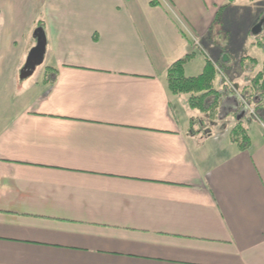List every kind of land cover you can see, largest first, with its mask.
I'll list each match as a JSON object with an SVG mask.
<instances>
[{"label": "crops", "instance_id": "1", "mask_svg": "<svg viewBox=\"0 0 264 264\" xmlns=\"http://www.w3.org/2000/svg\"><path fill=\"white\" fill-rule=\"evenodd\" d=\"M150 1L0 0V264H264V126L166 85L186 55L248 85L264 3Z\"/></svg>", "mask_w": 264, "mask_h": 264}, {"label": "trees", "instance_id": "2", "mask_svg": "<svg viewBox=\"0 0 264 264\" xmlns=\"http://www.w3.org/2000/svg\"><path fill=\"white\" fill-rule=\"evenodd\" d=\"M151 4H156L155 0L150 1ZM262 45L261 43H258ZM192 55H186L183 58L175 61L166 71V85L171 94H187L188 105L191 108L198 109L201 112H206L213 107L216 108L221 104V101L226 95L232 91H225L223 88L214 87V78L218 75L220 68L210 60L205 61V65L201 73L196 76L184 75V63L189 60ZM263 71L257 74L252 80V88L255 89L249 96V101L252 102L258 90L263 98L264 96V80L262 78ZM244 91V90H243ZM261 105V106H260ZM258 111L264 112V100L255 105ZM229 138L237 144L238 148L244 149L248 146L249 138L247 129L241 120L237 121L230 129Z\"/></svg>", "mask_w": 264, "mask_h": 264}, {"label": "rangeland", "instance_id": "3", "mask_svg": "<svg viewBox=\"0 0 264 264\" xmlns=\"http://www.w3.org/2000/svg\"><path fill=\"white\" fill-rule=\"evenodd\" d=\"M259 1H261V2L264 3V0H259ZM245 25H246V23L245 22H242V24L240 26L243 28ZM216 26H218V24ZM249 37H250V39L252 40V42L254 43L255 46L258 45V48L260 47V48H263L264 49V45L262 46V45L257 44V43H264L263 37H258L256 35H254L253 33H252V35L250 34ZM257 41H259V42H257ZM224 42H226V41L224 40ZM195 46H197V45H195ZM247 48H250V46L248 45ZM254 49H257V46L256 47H253L251 50L249 49L248 51H246V50L245 51H241V54L245 56L244 59H247L248 58V55H253L254 57L257 56V58H259L261 55H258V54H255V53H250ZM257 51L258 52H261L260 49H257ZM35 53H36V51L33 52L34 57L36 56ZM246 54H248V55H246ZM32 57H33V55H32ZM30 59H31L30 62L31 63H34L33 62V58H30ZM203 61H204L203 57L197 56L195 59H193L190 62V65H188L186 67L185 74L187 76H190V75L196 76L200 72V66H202ZM255 62L256 61H253V63H252L251 66L248 63L245 64L244 66H249L247 70H245V67H242L241 68V69L244 70V72H246L245 73L246 74L245 82H247V84L249 83L248 85L244 84L243 89H241L240 87L238 88V86L235 87V86H233V84H229L226 79H223L224 78L223 77L224 76L223 74L227 75L230 80L232 79L230 77L232 75L231 72H229L228 71L229 69L226 68L228 66L227 64H225L223 66L222 65L219 66L220 69L223 72L218 71V76L219 77H217V79L215 81V85H216V83L217 84L219 83V79L221 77L222 78L221 86H223V88L226 89L225 91H227V92L232 91V92L229 93L228 96L226 95L224 97V99L221 101V104L218 107H216V108L213 107L212 109H210V110H208L206 112H201V111L196 112V114L194 116V119H192V124L193 125H197L198 127H204V128L211 129V130H212V128L214 129V126H213L214 124L217 125V127H216L217 129L219 127L222 129L227 124H229L227 122V120L229 119V121H231L232 120V117H234L233 114L231 115V114H229V112H232V110H233L232 108H234L233 111H235V113H238L241 110L243 104L239 103L240 102L239 99L243 98V99H245L247 101L250 99V96L249 95L252 92H254V90H255V89H253L251 87L252 86V80H253V78L257 74L261 73V71H264V66L261 67L262 64H260V65L258 64L256 66V63ZM215 64L218 65L217 63H215ZM24 67H26V65H24ZM252 68H254V71L253 72H255L257 70H261V71H259L257 73L255 72L256 74L253 75V74H250L252 72L251 71ZM39 71H40V68L37 67V69H36V65L35 64L32 65V67L29 69V74H32L31 75V78H27V79L30 82H32L33 80H35V78L37 76L39 77ZM33 72H34V74H33ZM20 78L23 79V77H21V75H20ZM20 78H18L19 82L21 81ZM232 83H235V82L233 81ZM256 92L258 93L257 94V96H258V102H256L255 105L258 104V103H261L263 101V98H262L260 92L258 90H256ZM252 107H254V105H252ZM254 113H255V115H252V114H248L247 113V115H249V117L253 118L252 121H251V123H249L250 120L247 122L248 125L249 124H252L250 126V128H249V130H250L249 132L250 133H251V130H252L251 128L253 126H255V128H258V129L259 128L261 129V127L263 128V126H264L263 125L264 124V115H263L264 112L258 111L254 107ZM245 117L247 118V116H245ZM254 120H256L257 122H254ZM220 128H219V130H220Z\"/></svg>", "mask_w": 264, "mask_h": 264}, {"label": "built area", "instance_id": "4", "mask_svg": "<svg viewBox=\"0 0 264 264\" xmlns=\"http://www.w3.org/2000/svg\"><path fill=\"white\" fill-rule=\"evenodd\" d=\"M197 40H195V44H197ZM255 101H257L258 99H254ZM239 103L243 104L241 110L245 111L246 113H249V114H254V108L252 107V103L241 98L239 99Z\"/></svg>", "mask_w": 264, "mask_h": 264}, {"label": "water", "instance_id": "5", "mask_svg": "<svg viewBox=\"0 0 264 264\" xmlns=\"http://www.w3.org/2000/svg\"><path fill=\"white\" fill-rule=\"evenodd\" d=\"M40 44H41V43H40V42H38V43L36 44V47H38V48H39V47H40Z\"/></svg>", "mask_w": 264, "mask_h": 264}]
</instances>
